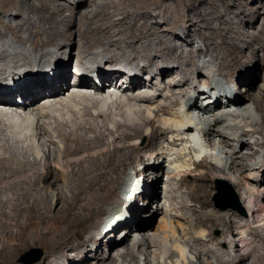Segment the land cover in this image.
I'll list each match as a JSON object with an SVG mask.
<instances>
[{
  "label": "bare ground",
  "instance_id": "6f19581e",
  "mask_svg": "<svg viewBox=\"0 0 264 264\" xmlns=\"http://www.w3.org/2000/svg\"><path fill=\"white\" fill-rule=\"evenodd\" d=\"M96 1L83 0L74 6L62 0H39V3L34 0H0V10L16 16L25 12L33 15L15 24L1 19L0 23L6 24L22 45L27 46L32 40L35 47L34 51L26 52L23 58L10 63L12 60H4L12 59L17 52L8 47L9 42H0V264H17L20 250L27 243L44 245L49 250L48 256L61 254L70 258L67 248L75 249L76 257L84 263L90 255L86 248L88 242L91 239L101 242L104 237L101 233L112 238L122 224L129 226L120 232L122 237L127 231L121 242L131 236L138 238L140 234L142 239L135 244L145 248L150 232L143 230L141 224H131L137 217L132 209L134 204L125 217L130 218L125 220L126 223L117 208L110 212L114 218L104 226L118 219L115 227L103 231L104 227L99 226L97 233L93 228H98V219L106 214V206L112 200L128 201L116 190V178L137 160L149 164L150 159L163 155L165 152H160L158 147L163 143V137L167 138L171 132H177V136L185 135L191 142L203 136L216 151L212 153L215 159L222 160L224 165L222 168L206 157L195 161L199 173L195 174L194 185L187 180L192 170H184L180 182L188 187L189 198L196 201L193 207H188L187 200H183L177 208L176 184L172 180L168 182L165 213L169 220L166 219L163 228L171 229L174 236L175 219L188 220L190 212L195 215L194 223L203 233L206 227L225 223L231 236L237 232L238 222L248 216L256 224L253 227L250 223L245 224L246 233L241 232V237L234 242L240 253L229 256L231 251L222 247L208 245L205 250L194 247L196 260L188 264H264V217L259 218L264 214V152L262 157L259 155L264 149V136L261 140L247 138L264 135V21L261 27L258 26L261 11L252 7L250 0H236L241 12L251 8L247 9L249 16L257 19L254 31H250L229 26V20H222V12L217 15L221 25L217 24V28L210 26L214 17L208 15L213 11H204L203 0H173L174 3H167V0ZM85 4L92 7L91 11H82ZM111 6L115 10H110ZM231 12V8L226 11L227 14ZM171 13L184 17V22L172 23ZM160 15L166 17L164 25H147L150 19H157ZM85 16L89 20L78 26V21ZM242 17L235 14L230 21L239 18L244 22L248 16ZM45 24L48 25L42 27ZM181 27L188 29L185 36L194 28L195 36L204 41L210 57L219 59L216 70L199 64L191 54L180 56L176 50L182 46L172 49L171 45H174L165 42L166 33L177 35ZM207 27L209 31H206ZM2 33L0 29V36ZM154 40L164 42L161 50L152 51ZM47 45L57 47L54 60H62L63 55H78L74 77L67 73L72 70L71 64L67 69L54 67V55L44 50ZM67 45H70L71 53L67 51ZM193 48L199 50L200 45ZM170 49L173 51L168 52ZM89 51H93V56L86 61ZM118 60H124L133 68L134 63L140 64L137 78L129 79L120 68L110 70V65ZM172 60L177 64H165ZM251 63L254 68H249ZM91 64H97L99 82H95ZM49 67L54 71L53 76L45 73ZM79 70L84 74L79 76ZM197 72L198 79L191 82L189 75ZM212 73L231 77L241 90L238 97L228 99L226 103L216 99L209 109L208 105L204 107L199 103V99L209 93L208 90L204 93V89L211 83L218 84L219 88L227 87L222 84L223 80L214 83L208 79L207 75ZM257 74L262 78V84L253 82ZM155 76L169 79L164 82V88H169L172 95L163 92V97H167L165 100L161 101L158 92L151 94L148 90L152 88ZM201 81L206 86L199 84ZM11 82L14 86L10 85ZM15 88L22 103H16L19 97L13 98ZM191 90L195 96L191 95ZM225 92L230 93V88ZM253 111L262 115L260 120L253 118ZM241 116L246 119L245 124L233 120ZM145 133L148 140L144 146L132 142ZM45 134L49 137L46 138ZM108 136L114 137L111 145L99 147ZM177 140L174 137V142ZM52 145L55 147L53 151L49 149ZM142 149L150 154L142 153ZM146 166V169L153 168L150 164ZM217 170H229V175H234L235 188L247 204L246 215L236 210L221 212L211 208L212 182L219 176ZM148 173L158 179L159 172ZM229 175H225L226 178L229 179ZM142 183L144 191L140 197L144 192L146 196L152 192L146 181ZM157 208L162 209L161 205ZM14 227L19 230L14 232ZM252 229L256 237L252 238V234L250 240L248 236ZM82 230L90 234L79 242ZM161 242L164 249L160 253L173 257L175 252L171 254L169 235L161 237ZM119 244L114 238L109 246L120 251L123 246ZM177 247L178 254L185 258L186 247L180 244ZM126 250L127 255L135 256L133 246ZM210 253L215 261L205 258ZM114 261L107 262L105 257L99 260L100 264H115ZM150 262L147 256L146 264Z\"/></svg>",
  "mask_w": 264,
  "mask_h": 264
},
{
  "label": "rangeland",
  "instance_id": "374dc122",
  "mask_svg": "<svg viewBox=\"0 0 264 264\" xmlns=\"http://www.w3.org/2000/svg\"><path fill=\"white\" fill-rule=\"evenodd\" d=\"M34 1L36 3H39V0H34ZM62 1L63 2L67 1L74 6H78L79 4L82 3L83 0H62ZM102 1L104 2L106 0H97L96 2L98 3V2H102ZM174 1L173 0H167L166 2L167 3H170V2L174 3ZM249 2L251 3L252 7L257 8L261 11L260 23H258V26L261 27L263 24V21H264V2H262L261 0H250ZM201 5L204 6L205 12H207L210 9H211V11H213L212 14L209 13V15H208L209 17H214L209 24L210 26H213V27L217 26L218 27V25H221L220 17L217 15H219L220 12H222V13H224L222 20H224V18L226 20H229L228 24H230L229 26H231L232 28H235V29L246 28L250 31H254L253 26L256 23L257 19L252 17V15L249 16L250 11H248V10H251V8H249V9L246 8L245 13L241 12V10L237 7V1L236 0H203ZM91 8L92 7L90 5L85 4V6L82 8V11L83 12L91 11ZM228 8H231L232 12L227 14L226 11ZM109 9L115 10V8L113 6H111ZM235 14L239 15L240 17L243 16L242 19H244V15H246V16H248L247 20L242 22L238 18V19H236V21L234 19H232L233 21L232 20L230 21V18ZM88 16L90 18V15H88ZM88 16H85L82 18V20H79L77 25L79 26L81 24L86 23L89 20ZM32 17H33V15H30L29 13H26V12L20 16H16L15 14H10L7 11L0 10V19L1 20H10L11 23L13 22L14 24L17 22L26 20V19H30ZM165 18H166L165 16L160 15L157 19H150L149 23L147 25L148 26H156V27L159 26L160 24L164 25ZM169 18H171L172 23H174V22L181 23L180 21H182V23H183L185 20V18L182 17L181 15H178V17H177V15H175L174 13H171ZM46 25H48V24L42 25V27H45ZM0 29L3 32L2 33L3 35L0 36V42H3V41H5L7 43L9 42L7 44L8 47L11 48V50H13L14 52H17L16 54H14V57L12 59H6L4 61L12 60L10 63H14L16 60L23 58V56L26 52L35 50V47L32 44V40L28 43L27 46L22 45L19 41H17V39L11 33V31L9 30V28L6 24L0 23ZM207 29H208V27L206 28V31L210 30V28L208 30ZM187 31H188L187 28L181 27L177 30V35H172L171 33H166L167 37L165 38V42L168 44L170 43L169 45L173 44L174 46L171 45L172 49L175 46H177V47L182 46L183 48H179L180 50L179 49L176 50V52L180 53V56L182 55V57H186L188 54L189 55L191 54L192 57H194V59L199 62V64L206 65L209 68H213L216 70L219 59L210 57L211 54L209 51H207V48L205 46L204 41L201 38H199L198 36H195L194 28H192L191 34L189 33L187 36H185V33ZM163 33L165 34V32H161V34H163ZM43 40H46V37L43 36ZM105 41H106V39H105ZM153 42H154L153 47L155 49L152 48L153 49L152 51H155L156 49H158V50L162 49L161 47H162V44H164V42L160 43L157 40H154ZM196 44L200 45L199 50H197V49L194 50V48L192 49V47H194V45H196ZM254 45L256 46V44H254ZM69 46L70 45H67V51H69V53H71ZM172 49L167 50V51L171 52V51H173ZM188 49H191L189 53L187 52ZM44 50L52 52V54L54 55V57L52 59L53 60L55 59V57H56L55 55H57L56 54L57 53V47H55L53 45H47L44 47ZM248 51L249 50H247V54L250 53V52L248 53ZM92 52L93 51H89L86 54L87 55L86 61H88L89 58L93 56ZM77 57H78V55H76V53L70 57L63 55L62 60L56 59L52 63H53L55 68L62 67L63 69L64 68L67 69L71 64L72 70L67 72V73L69 74V76L74 77V74L76 73L75 70H77V68L74 67L75 66V60ZM119 57H122V56H119ZM141 59L144 61V59L142 57H141ZM118 62H124V60L123 61L118 60ZM249 62H251V60ZM32 63H35L34 60H32ZM72 63H73V65H72ZM116 63L117 62H114L110 65L111 66L110 70L111 69L115 70L118 68V66H116ZM173 63L177 64V62L175 60L169 61V63H165V64H173ZM28 65H30V64H28ZM90 67L91 68L93 67L92 68L93 71H91V72L94 73L95 82H97V81L99 82L100 79L95 76V73L97 72V64H93V65L91 64ZM249 68H254V63H251L249 65ZM48 69L49 70H46L45 73L48 74V76H53L54 71H52L50 67ZM94 70H95V72H94ZM139 70H140V64L134 63L133 71L134 72L136 71V72L133 74L127 73L128 78L129 79L135 78V77L137 78L136 73H139ZM77 73L79 76L84 74L80 70L77 71ZM198 75H199V72L190 74L189 77H190V80H192L191 82H193V80L196 82V80L198 79ZM209 75L210 74L207 75V78L209 77L208 79L213 80L214 83H215V80L218 83L220 82V80H223V81L228 82V83L229 82H232V83L236 82V80L234 81V79H232V81H231V77L225 76V75H220L218 73H216V74L212 73L210 76ZM214 76H216V78ZM179 77H180V75L178 76V78ZM207 78L205 77V79H207ZM124 79H127V77H124ZM170 80H171V78H170ZM168 81H169V79H166V77H165V79H163V77L155 76L153 78L152 88H148L149 92H151V94H155V92H158L159 93L158 95H161V96H159L161 101L165 100L167 97H163L164 96L163 92H166V93H169V95H172V92L169 90V88H164V82H168ZM73 82L74 81H72V83ZM253 82L256 83V85H257V84H262L263 80L257 74L254 76ZM199 84L206 86L205 83L202 81L199 82ZM213 87H215V86H214V84L211 83V85L209 87L204 89V93L207 92L206 90L209 91ZM71 90L72 89H70V91ZM13 91H14L13 98L14 99H16V97L18 98L19 92L17 91V88H15V90H13ZM191 91L193 92V93L190 92V93H192L191 95L194 94V96H195L196 93H194L193 90H191ZM209 96H211V95H209V93H205L201 97V99H199V103L200 104L203 103L204 107H206L208 105L207 107H209V109H210L214 103V100L212 99V96H211V98ZM217 99L222 100L223 103L227 102V100H225V98H223V96H221L220 98H217ZM173 109H175V108H173ZM252 115L254 116V117L252 116L254 119H259V120L261 119V116H262L260 113L258 114L254 111H253ZM233 120L236 121L237 123H240V124H245V121H246V119H244L242 116L239 118H233ZM249 121H251V120H249ZM45 135H46L45 136L46 138L49 137V136H47L49 134H45ZM90 135H92V133H90ZM263 136L264 135H262V134L261 135L255 134L254 136H251V135L247 136V138L251 139V140H257L259 138L261 140L263 138ZM174 137L178 138L179 140L174 142ZM113 138L114 137L108 136L106 141L101 142L99 144V147H105V146L111 145V141H113ZM147 140H148V137H147V134L145 133V134L141 135L140 137H137L134 140H132V142H136L137 144H141L142 146H144L146 144ZM22 141H23V139H22ZM30 142H31V140H30ZM27 143H29V142H27ZM161 143L162 144H160L161 146H159L158 149H160V152L163 151V153L164 152L165 153L163 155L160 154L158 156V159L152 158L149 160V164L153 167L152 169H149V168L146 169V167H147L146 165H149V164H145V162L137 160L135 162V164L128 166L127 169H125V171L122 172L119 175V177L116 178V180H117L116 181V185H117L116 190L118 189L120 191V196L123 199H124L123 193H122L124 190L123 186L127 187V184H129V181H128L129 178H127V176L130 174H132L135 177L141 178L142 181H146L147 185H149V187L152 191L151 193L147 194V196H146L145 192L143 193V196H141V197L137 196V200H135V203H134L135 206L132 208L135 211L134 214L137 217H136V220H134V219L132 220L131 224L132 225L134 223H137L139 225L141 224V226L143 227V230H145L146 232H150L149 233L150 238L147 241L149 243H147L145 245L146 246L145 248L135 244L136 242H138L142 239L141 238L142 235H140V234H138V238H136L135 236H131L127 240L121 242V238H123V236L127 234V231H126V233L124 232L125 234L122 237H121L120 232L124 231L129 226L128 224H126V225L122 224L123 226L121 225V227L117 230V232H115V234L112 238H111V236L105 237L106 234H103L100 231V233H101L100 235L104 236V237H102L103 240H101V242H97V241H95V239H91L88 242L86 248L89 251L90 255L88 256V260L84 263H81L80 260L78 259V257H76V252H75L76 250L75 249L67 248L68 255L71 256L70 258H66L64 255H61V254H57L55 256H48L49 250L44 245H41L39 243H30V244L27 243L20 250L19 256L17 257V264H48L47 262H49V261H52L56 264H100L99 260L101 259V257H105L107 262H111V259H115V261H114L115 264H146V257L147 256L151 260L150 264H168V263L169 264H188L191 260L192 261L196 260V256H195L196 248H194V247H197V249L203 248L205 250L209 246H211V247H222L224 250L229 249L231 251L229 256L230 255L234 256L235 254L240 253L238 250H236L237 249L236 243H234V242H236L241 237V234H243L241 232L245 231L244 233H246L248 228L246 229L245 224L250 223V224H252V227L256 225L254 223V221H252L253 219L249 218V216L246 218V220L238 222V225H241V227L237 225V230H236L237 232H235V234H233L231 236L227 231L228 225L225 223L218 224L217 226H214L211 228L206 227V228H204L205 230L203 233L201 228L194 223L195 222L194 221L195 215L192 212L189 213L188 220H184V219L176 220L175 219L174 226H175L176 232H175L174 236H172L173 231H171V229H169V228L164 229L163 228V226L166 225V223H167L166 219L169 220V218L166 216V213H165L166 205L168 204L167 198L165 197V187L168 184V182L170 180H172L176 184V187H177V200H176L177 206L176 207L177 208L181 205V202H183V200H187V202H188L187 206L188 207L196 206L195 205L196 201H194L193 199H190L188 194H187L188 187H186L185 185H183L180 182L182 173L186 169H188L189 171L192 170L193 173L189 174V176L187 177V180L191 184L194 185V183L196 182L195 174L199 173V170L196 169L195 161L201 160L204 157H206L209 162H216L222 168H223L224 163L222 162V160L215 159V155L212 154L215 150L211 146H209V144L207 143V141L204 139L203 136H201L200 139L197 140L196 142L195 141L191 142V141H188V138L185 135L177 136V132H175V133L171 132L168 134L167 138L163 137V139L161 140ZM54 148L55 147H53V145L51 148L49 146V149H51L52 151L55 150ZM196 149H197V152H196ZM199 150L202 152V154L200 153ZM260 151H262V152H260L259 155L262 157L264 149L263 150L261 149ZM141 152L144 154L147 153V155L150 154V152L148 150L144 151V149H142ZM197 153H199V154H197ZM199 155H200V157H199ZM246 161L248 163H251L249 160H246ZM44 162L45 161L43 159L41 162L42 167L44 165ZM146 163H148V162L146 161ZM253 163L254 162H252L251 164H253ZM142 165H143V167L145 165V167L143 169H142ZM225 170L224 171H218V170L215 171L216 173H219L218 174L219 176L216 178L215 181L212 182L213 186H214V191H212V193H211V200L213 201V206L211 208L215 207L217 210H219L221 212H227L228 210H236L239 213L246 215L247 204L244 202L243 198L241 197V194L235 188V184L232 181V177H234V175L231 173L229 175V170H227V171H225ZM153 171H157V173L159 172L158 179H153L152 175L150 173H148V172H153ZM146 173H147V175L145 177ZM225 175H229V177L231 179L226 178ZM144 177H145V179H144ZM68 191H69V189H68ZM111 202L106 206V214L102 215L98 219V223H97L98 228H96V229L93 228V231H95L96 233L100 230L99 226L104 227L107 225L108 218L111 214L110 212L116 210L117 208L120 210H121V208H127L131 203H133V198H131V201H126V203H121L120 199H114ZM158 205H161V208H162L161 210H158V208H157ZM174 212H175V210L173 211V213ZM261 217H264V214H260L259 218H261ZM129 219L124 218L123 223H126L127 221L125 222V220H129ZM13 230H14V232H17L19 229L17 227H14ZM0 232H2L1 228H0ZM82 232L83 233H81V239H79V242H82L83 238L87 237L90 234V232L88 233L86 230H82ZM165 234L169 235L168 245H169V248L171 250V254H172V252H175L174 256L170 257V258H168L167 255H165L164 253H160V251L164 249L163 244L161 242V237L165 236ZM252 234H254V236ZM0 235H1V233H0ZM251 237L252 238L256 237L253 229L249 233L248 238H250V240H251L252 239ZM114 238H116L117 241L120 242L119 245L123 246L121 248L123 250L120 249V251H116V250H112L110 248L109 245L114 240ZM190 240H191V244H188V242ZM224 240H227V243H225L226 241H224ZM250 240H249V242H250ZM232 241H233V243H232ZM192 243H193V245H192ZM205 243H206V245H205ZM219 243H221V244H219ZM177 244H180V245H183L186 247V255H185L186 257L185 258L181 257V255L178 254ZM126 245L134 247L135 256L133 258L131 255L129 256L126 254V252H127L126 249L128 247ZM39 250H42L41 258L37 261H33L40 254ZM244 250H241V252H243ZM162 255H164L165 257ZM232 256H231V258H232ZM48 258H50V259H48ZM205 258L210 259L212 261H215V257L211 253L206 254ZM178 260L180 261L179 263L177 262ZM227 264H229V263H227Z\"/></svg>",
  "mask_w": 264,
  "mask_h": 264
},
{
  "label": "clouds",
  "instance_id": "9594fccd",
  "mask_svg": "<svg viewBox=\"0 0 264 264\" xmlns=\"http://www.w3.org/2000/svg\"><path fill=\"white\" fill-rule=\"evenodd\" d=\"M117 62H118V61H117ZM116 64H117V63H116ZM126 73H127V72H126ZM97 75H98V74L95 73V76H96V77H97ZM222 83H225V84L228 85L226 88H229V87H230L231 89H234V90L237 91L236 95L233 96V97H224V96H223V97L225 98V100H228V99H234L235 97H238L237 95L240 94V90H241V86H240V85H238L237 83H232V82H229V83H228V82H225V81H222ZM217 85H218V84H217ZM217 85H216V86H217ZM223 85H224V84H223ZM216 86H215V87H216ZM215 87H213L212 89L209 90V95L212 96V90L215 89ZM226 88H225V89H226ZM231 89H230V90H231ZM220 97H221V96H219V97H217V98H220ZM217 98H216V99H217ZM16 99H17V97H16ZM212 99H213V96H212ZM216 99H215V100H216ZM215 100H214V101H215ZM16 103H17V104H18V103H22V98H21V99H20V98L17 99V102H16ZM143 164H144V163H143ZM144 167H145V165H144ZM144 167H143V165H142V169H143ZM127 178H129V179H128V181H129V186H130V181L133 180L134 178H135V179H138V180H142L141 178H139V177H135V176H133L132 174L128 175ZM127 178H126V179H127ZM123 189H124L123 192H122V193H123V197L126 198V197L124 196V191H125L126 187L123 186ZM141 194H142V192L139 193V194H136L135 197H134V201H133V203H131L127 208H122V209L120 210V213L122 214V216H120V217H121L122 219L125 218L126 216L128 217L127 213H128V211H129V208L135 203L136 197H137V196L139 197ZM128 201H129V200H128ZM111 218H114V216H113V215L110 216V217L108 218V220H111ZM117 223H118V219H116V220H112V221L110 222V224H109L107 227H104V228H103V231H104V230H110V229H112L113 227H115V226L117 225Z\"/></svg>",
  "mask_w": 264,
  "mask_h": 264
},
{
  "label": "water",
  "instance_id": "95a60500",
  "mask_svg": "<svg viewBox=\"0 0 264 264\" xmlns=\"http://www.w3.org/2000/svg\"><path fill=\"white\" fill-rule=\"evenodd\" d=\"M39 252H40V254H39L38 257H37L35 260H33V261H37V260H39V259L41 258L42 250H39Z\"/></svg>",
  "mask_w": 264,
  "mask_h": 264
}]
</instances>
